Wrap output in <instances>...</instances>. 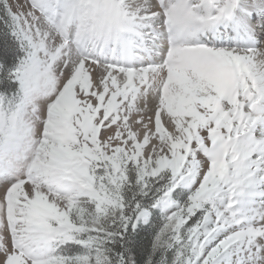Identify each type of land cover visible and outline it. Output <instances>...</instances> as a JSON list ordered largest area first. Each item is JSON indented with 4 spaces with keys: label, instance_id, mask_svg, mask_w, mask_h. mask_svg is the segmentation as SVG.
Listing matches in <instances>:
<instances>
[{
    "label": "snow or ice",
    "instance_id": "6c2138e0",
    "mask_svg": "<svg viewBox=\"0 0 264 264\" xmlns=\"http://www.w3.org/2000/svg\"><path fill=\"white\" fill-rule=\"evenodd\" d=\"M0 264H264V0H0Z\"/></svg>",
    "mask_w": 264,
    "mask_h": 264
}]
</instances>
